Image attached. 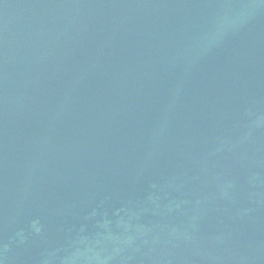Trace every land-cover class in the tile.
<instances>
[{
    "label": "water",
    "instance_id": "1",
    "mask_svg": "<svg viewBox=\"0 0 264 264\" xmlns=\"http://www.w3.org/2000/svg\"><path fill=\"white\" fill-rule=\"evenodd\" d=\"M0 264H264V0H0Z\"/></svg>",
    "mask_w": 264,
    "mask_h": 264
}]
</instances>
